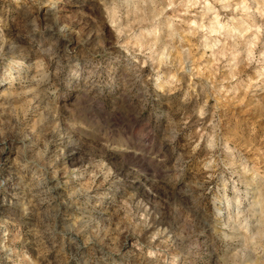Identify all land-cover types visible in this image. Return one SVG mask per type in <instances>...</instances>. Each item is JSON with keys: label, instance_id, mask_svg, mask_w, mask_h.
<instances>
[{"label": "rangeland", "instance_id": "374dc122", "mask_svg": "<svg viewBox=\"0 0 264 264\" xmlns=\"http://www.w3.org/2000/svg\"><path fill=\"white\" fill-rule=\"evenodd\" d=\"M0 264H264V0H0Z\"/></svg>", "mask_w": 264, "mask_h": 264}]
</instances>
